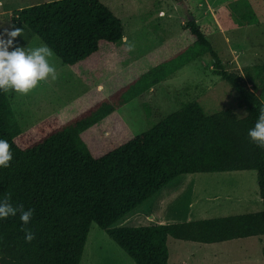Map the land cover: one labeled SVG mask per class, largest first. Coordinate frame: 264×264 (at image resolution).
<instances>
[{
    "label": "trees",
    "instance_id": "16d2710c",
    "mask_svg": "<svg viewBox=\"0 0 264 264\" xmlns=\"http://www.w3.org/2000/svg\"><path fill=\"white\" fill-rule=\"evenodd\" d=\"M264 0H239L219 15L224 28L261 22ZM91 89L70 106L23 130L10 94L0 92V139L13 159L0 168V199L32 209L25 225L0 219V264H80L95 222L136 264H168V238L217 243L264 236V148L248 130L264 107V64L229 70L192 14L182 28L192 41L158 46L124 68L130 51L122 21L101 0H51L12 12ZM172 46V45H171ZM210 55L213 72L239 92L247 114H206L198 101L183 105L141 134L119 115L197 58ZM113 89V90H112ZM255 170L263 209L257 212L143 226H113L181 174ZM264 258V242H263Z\"/></svg>",
    "mask_w": 264,
    "mask_h": 264
},
{
    "label": "rangeland",
    "instance_id": "374dc122",
    "mask_svg": "<svg viewBox=\"0 0 264 264\" xmlns=\"http://www.w3.org/2000/svg\"><path fill=\"white\" fill-rule=\"evenodd\" d=\"M41 1L51 0H0V31L21 29L17 46L34 48L45 44L26 25L11 19L13 11ZM101 1L123 23L121 43L130 51L124 68L160 45L169 44L173 48L167 52L170 54L190 43L192 38L182 28L189 14L208 31V38L227 69L242 71L246 66L264 64V9L260 11L261 22L230 29L220 25L218 16L227 15L239 0ZM50 63L56 69L55 80L49 77L26 95L8 92L23 130L79 101L91 89L107 86L105 81L89 85L54 52ZM192 101H198L206 114L225 109L239 117L247 114L246 108L239 104L238 90L213 72L212 59L206 54L125 104L119 115L133 133L141 134ZM262 204L255 170L181 174L113 226H145L244 214L261 211ZM261 239L201 243L169 237L168 264H264ZM80 264L136 263L104 229L92 222Z\"/></svg>",
    "mask_w": 264,
    "mask_h": 264
},
{
    "label": "clouds",
    "instance_id": "9594fccd",
    "mask_svg": "<svg viewBox=\"0 0 264 264\" xmlns=\"http://www.w3.org/2000/svg\"><path fill=\"white\" fill-rule=\"evenodd\" d=\"M21 35L22 30L15 27L0 31V92L13 91L26 95L49 77L53 80L57 78L56 69L50 63L53 50L46 44L34 48L17 46L16 38ZM248 136L254 144L264 148V107H261L254 127L248 130ZM12 159L13 152L8 141L0 139V168L9 167ZM17 214L25 225L24 238L31 242L35 236L27 225L33 210L14 206L9 198L0 199V219L15 217Z\"/></svg>",
    "mask_w": 264,
    "mask_h": 264
},
{
    "label": "crops",
    "instance_id": "0c3cea01",
    "mask_svg": "<svg viewBox=\"0 0 264 264\" xmlns=\"http://www.w3.org/2000/svg\"><path fill=\"white\" fill-rule=\"evenodd\" d=\"M41 2H44V1H41ZM263 205V204H262ZM253 212V211H252ZM261 237H263V239H261V241H264V236H261ZM247 238H250V237H247Z\"/></svg>",
    "mask_w": 264,
    "mask_h": 264
}]
</instances>
